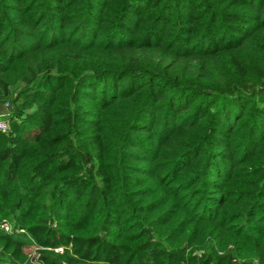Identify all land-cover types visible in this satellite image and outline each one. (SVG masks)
Masks as SVG:
<instances>
[{
  "label": "trees",
  "instance_id": "1",
  "mask_svg": "<svg viewBox=\"0 0 264 264\" xmlns=\"http://www.w3.org/2000/svg\"><path fill=\"white\" fill-rule=\"evenodd\" d=\"M6 103L0 264H264V0H0Z\"/></svg>",
  "mask_w": 264,
  "mask_h": 264
},
{
  "label": "rangeland",
  "instance_id": "2",
  "mask_svg": "<svg viewBox=\"0 0 264 264\" xmlns=\"http://www.w3.org/2000/svg\"><path fill=\"white\" fill-rule=\"evenodd\" d=\"M10 112H11V106L10 105H6V104L1 105L0 104V115L2 116L1 118L8 119L9 125H10V120H9ZM72 245H73L72 243L67 244V245H63L64 247L62 245H59V246H62L64 248L62 252H59V251H56L54 249V248H56V246L44 247V246L38 245L37 243H30V244L25 245L23 247L24 260L21 262V264H43L42 262H39L37 260V257L39 254V252H38L39 249L40 250H52V251H54L56 253H60V254L68 253L69 255H75ZM87 264H95V263L88 261Z\"/></svg>",
  "mask_w": 264,
  "mask_h": 264
},
{
  "label": "built area",
  "instance_id": "3",
  "mask_svg": "<svg viewBox=\"0 0 264 264\" xmlns=\"http://www.w3.org/2000/svg\"><path fill=\"white\" fill-rule=\"evenodd\" d=\"M6 105H8V103H6ZM10 130V125L8 122V119H4L0 117V132H8ZM0 228L4 229L5 231H10L11 226L8 222L3 221L0 224ZM56 251L62 252L63 251V247L62 246H58L56 248H54ZM38 262V261H37Z\"/></svg>",
  "mask_w": 264,
  "mask_h": 264
},
{
  "label": "crops",
  "instance_id": "4",
  "mask_svg": "<svg viewBox=\"0 0 264 264\" xmlns=\"http://www.w3.org/2000/svg\"><path fill=\"white\" fill-rule=\"evenodd\" d=\"M0 117H2V116L0 115Z\"/></svg>",
  "mask_w": 264,
  "mask_h": 264
}]
</instances>
